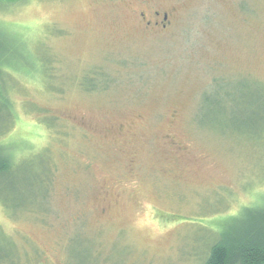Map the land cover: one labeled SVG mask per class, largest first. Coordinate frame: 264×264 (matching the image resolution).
Segmentation results:
<instances>
[{
    "label": "rangeland",
    "instance_id": "1",
    "mask_svg": "<svg viewBox=\"0 0 264 264\" xmlns=\"http://www.w3.org/2000/svg\"><path fill=\"white\" fill-rule=\"evenodd\" d=\"M261 118L264 0L0 4V264H204L264 204Z\"/></svg>",
    "mask_w": 264,
    "mask_h": 264
},
{
    "label": "trees",
    "instance_id": "2",
    "mask_svg": "<svg viewBox=\"0 0 264 264\" xmlns=\"http://www.w3.org/2000/svg\"><path fill=\"white\" fill-rule=\"evenodd\" d=\"M22 1L25 0H0V4H17ZM92 85L95 87V83L92 82ZM223 98L225 97H219V102L217 101L222 112L223 109L226 110L225 100L227 104L233 102L229 93ZM235 106H239V103ZM261 119L264 121V118ZM262 136L264 135L256 137L260 139ZM15 166L14 158L4 154L0 158V175ZM0 239H6L1 231ZM204 264H264V204L254 208L245 207L240 223L233 229L228 228L221 239L210 247Z\"/></svg>",
    "mask_w": 264,
    "mask_h": 264
},
{
    "label": "flooded vegetation",
    "instance_id": "3",
    "mask_svg": "<svg viewBox=\"0 0 264 264\" xmlns=\"http://www.w3.org/2000/svg\"><path fill=\"white\" fill-rule=\"evenodd\" d=\"M144 14L142 15V20L145 24L146 27H148L149 29L151 27H153L154 29H165L167 27V23L169 20V15L168 13L163 14V16H161L159 13H155V16L159 18V21L154 22L153 20H148L146 21V18H144Z\"/></svg>",
    "mask_w": 264,
    "mask_h": 264
}]
</instances>
